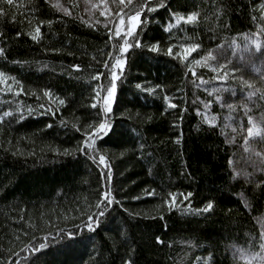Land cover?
<instances>
[{"label": "trees", "instance_id": "1", "mask_svg": "<svg viewBox=\"0 0 264 264\" xmlns=\"http://www.w3.org/2000/svg\"><path fill=\"white\" fill-rule=\"evenodd\" d=\"M64 1L67 13L51 0H0V264H243L231 245L262 252L264 172L235 176V159L248 150L240 146L244 135L228 143L223 124L229 113L241 117L245 104L258 110L262 94L233 110L219 106L214 93L197 87L214 75L193 64L257 28L264 43V0H149L147 7L163 6L145 8L135 35L141 46L123 55V32L115 36L77 0ZM143 3L133 0L120 15ZM192 11L196 23H176L172 15ZM37 27L34 41L29 33ZM191 44L200 47L182 58ZM117 56L126 59L122 71L113 68ZM113 71L116 93L105 115ZM234 91L231 103L241 94ZM204 100L212 101L215 126L197 113ZM105 120L111 128L96 137L95 151L81 152L84 133ZM239 123L246 129L247 116ZM255 141L264 149V130ZM109 190L117 203L89 231L87 218L96 217ZM209 201L213 209L203 212Z\"/></svg>", "mask_w": 264, "mask_h": 264}, {"label": "rangeland", "instance_id": "2", "mask_svg": "<svg viewBox=\"0 0 264 264\" xmlns=\"http://www.w3.org/2000/svg\"><path fill=\"white\" fill-rule=\"evenodd\" d=\"M51 1L60 11L64 13L68 12V8L64 0ZM77 2L82 10L81 12L89 20L94 21L104 27H108L109 29L114 28V32L116 26L119 25V18L116 14H120V9H123L125 5H128L127 0H124L123 5H121L120 0H77ZM260 15L261 16L260 19H258V22L259 25H262L264 23V10L261 11ZM261 32V29L257 28V30L253 32L244 33L243 35H240L239 37L233 39L229 44L227 43L216 47V49L212 51L213 55L216 57L215 60H209L207 62L208 65H211V67L206 66L204 64H193L194 68H202L204 66L208 69L210 76L212 74L214 75L212 82H210L209 85L200 86L199 84V86L197 87L201 90H210L212 93H214L215 96L219 94L222 97L221 101H218V103L216 102L219 106L227 108V104H234L236 106L242 107L240 103L241 101L250 100L248 96L249 91L255 92L256 89H260L261 91L259 93L264 94V54H261V52L257 51L255 44L252 43V41L258 40L260 42L261 48L264 49V43H262L261 41L263 34ZM220 60L225 62L226 70L228 69V71L230 72L229 77L236 85L234 83H231L230 79L229 81L225 80L227 81L226 83L225 81H219L214 79L216 73L212 71V68H218ZM233 68L236 69L235 72L231 71ZM221 71L223 72L224 70ZM233 75L237 77L236 80L232 79ZM241 77L244 81H248V84L241 83ZM237 87L239 89H237ZM214 88H223L224 91L218 93L213 92ZM234 90H238V93L241 94L238 95L237 100L231 103L230 100H232V94L235 92ZM225 92L231 94H229V97L231 96L229 100L227 99L228 97H226L224 100V96L226 94ZM259 100L261 107L258 110H250L249 112L250 115L257 118L260 117L262 113H264V98ZM207 102L208 101L205 100L200 101L199 107L197 108L200 110L199 115L204 119L205 115H207L209 118L212 117V104L208 105L207 110H205L204 108V105ZM242 108L243 109L241 111V117H244V107ZM241 117L231 116L230 113L224 117L225 121H223V124L224 127L227 126V129H229L230 137H228V143L230 142L231 145H233V137H239L237 136L238 134L240 135V138H242L243 135L244 137L247 135V128L245 129L244 127H240L239 120L241 119ZM233 128L236 129L235 132H233ZM263 130L264 127H261V136L263 135ZM258 138L260 137H253L250 138L248 141L244 140V142L240 143V146L244 148V150L242 149V151H245L246 149L248 151L238 155V158L236 157L235 163L237 164V168L239 170L236 171L235 176L244 179H251L256 173L264 172V158L261 157V154L264 153V149L261 146L259 147V142L255 141V139L257 140ZM252 151L254 152V154H251ZM257 223L259 224L264 237V214L257 219ZM230 252L233 258L243 264H264V249L258 254H251L249 252L244 251L238 246L231 245Z\"/></svg>", "mask_w": 264, "mask_h": 264}, {"label": "snow or ice", "instance_id": "3", "mask_svg": "<svg viewBox=\"0 0 264 264\" xmlns=\"http://www.w3.org/2000/svg\"><path fill=\"white\" fill-rule=\"evenodd\" d=\"M9 3H12V0H8ZM152 2H155V0H152ZM121 5L124 4V0H120ZM149 3V0H144L143 4H138L136 5L134 8H129V12L126 13L125 15H120V14H116L119 18V25L116 26L115 28V32L114 35L115 36H121V33L123 32V36H121V39H123L124 43L120 46L119 48V52L121 55L127 53L129 51V49H131L133 46L135 47H140L141 46V41L139 39H135V35H138L137 33V28L138 26L142 25L143 23H145V21L141 20V15L142 13L145 11V8L147 7V4ZM127 4L129 6H131L133 4V0H127ZM163 5L160 3H156V7L152 8V7H147V11L148 12H154L156 11L157 8L162 7ZM95 7V6H94ZM0 11H2V9H0ZM123 11V9H122ZM173 17H175L176 19V23H180L181 21L187 22V23H196L199 19L198 13L195 11L190 12L189 14L185 15H178L176 13L172 14ZM125 20H127V23H125ZM50 23V22H49ZM171 27V24H169V28ZM166 31L168 29H165ZM109 32L112 33V29H109ZM20 33H17V36H19ZM29 35L31 36V38L35 41L38 39V37L40 36V28L37 27L35 29V34L33 33H29ZM128 37H133V42L130 43L128 41ZM253 44H255L256 46V50L261 52V54H264V49L261 48L260 42L258 40H254L252 41ZM159 47V42H156L154 45L151 46V50L152 51H157ZM185 47V51L183 53V57L184 59L187 58L188 54L192 51H194L195 49L199 48L200 45L198 44H191V45H186ZM3 49H0V52H2ZM172 54L171 51V46L169 48V55ZM111 56V54H109ZM215 56L213 55V52L210 50L208 51V53L206 54V56L201 57L200 60L194 61L195 64L200 65V64H204L206 66L211 67V65H208V61L209 60H215ZM126 64V59L120 58V56H117L115 58V64L113 65V68L115 69H119V70H123L124 66ZM105 67H107V62L105 63ZM74 69H79V65H73ZM189 68L192 69V74L193 76H195V69L192 68V65H189ZM221 70H224L223 72ZM212 71L216 73V76L214 77L215 80H219V81H225L229 78L230 72L228 70H226V65L225 64H220L219 67H213ZM232 72H235L236 69H232ZM3 76V73H0V77ZM100 74H97V78H99ZM233 80H236L237 77H235L234 75L232 76ZM116 80H117V74L115 71H113L111 73V86L108 87L106 89L107 91V96L104 97V112L105 115L108 112H111L112 110V103H113V98L114 95L116 93ZM240 82L244 83V84H248V81H244L243 78H240ZM207 83L206 81H203V79L201 78L200 81V86H203V84ZM137 88L140 87L139 84L136 85ZM251 87V85H250ZM22 91V89H21ZM148 91H151L150 89ZM224 91L223 88L220 89H213V92H221ZM260 89H256L255 92L254 91H249L248 92V96L249 98H251L252 96H254L257 92H260ZM45 95H48L49 97H51V91L50 90H45ZM261 98H264V94L261 95ZM165 99H169L168 97H165ZM216 101H221L222 97L217 94L215 96ZM60 104H64L65 101L63 99H60L59 101ZM212 103L211 100H209L205 105L204 108L205 110H207L208 105H210ZM93 107H95L96 105L93 104ZM41 107H43V105H41ZM169 107L175 108L177 107V105H175L174 103H171V101H169ZM226 107L229 110H233L236 108V105L234 104H227ZM244 114L247 116V120H248V124L249 126L247 127L246 131H247V135L244 137L245 141H248L250 138L253 137H261V127H264V113H262L260 115V117H253L252 115L249 114L250 109H248L247 105L245 104L244 106ZM199 109H197V113L199 114ZM11 113L10 112H5L4 116H9ZM2 119V118H0ZM20 120H24L25 116L23 114L20 115L19 117ZM205 120L207 122V124L209 126H215L216 125V117L213 116L211 118H209L207 115H205ZM48 127H51V125H48ZM241 128H243V125H240ZM111 128V125L105 120L102 121L98 126L93 127L92 131H88L84 133V141H83V146L79 149L81 152H86L87 149L93 148V145L95 143L96 137L98 135H100L101 133L106 132L107 130H109ZM236 129L233 128V132H235ZM179 142V140L177 141ZM93 150L95 151V149L93 148ZM65 154H70L69 151L67 149H65ZM95 158V157H93ZM105 160L106 157L104 155H99V162L101 165H105ZM107 167V165H105ZM106 180L107 181H111V174H110V170L108 172V174L106 175ZM149 195L151 193H148ZM171 195V194H170ZM188 196H191V193H188ZM114 203H117V201L115 200V198L112 196L111 191H104L102 193V200L99 201L96 205V208L98 209V212L96 214V217L94 218L93 216H88L87 218V223H86V227L89 231H94V225L96 227H99L101 219L105 216V209L110 208ZM168 203L172 204V206L174 207L175 204L173 201H168ZM214 204L212 201H209L207 203V205L204 207V209L202 210L203 212H209L211 209H213ZM200 211V210H198ZM69 235L71 236L72 233H69ZM156 242L157 243H163L159 237L156 238ZM41 248L46 247V245L41 244L40 245ZM260 247L262 249H264V242L261 243ZM33 251H36V249H33ZM123 264H134V262L129 259L126 261H123Z\"/></svg>", "mask_w": 264, "mask_h": 264}]
</instances>
